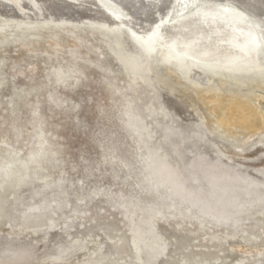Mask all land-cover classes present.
Returning a JSON list of instances; mask_svg holds the SVG:
<instances>
[{"label":"rangeland","instance_id":"rangeland-1","mask_svg":"<svg viewBox=\"0 0 264 264\" xmlns=\"http://www.w3.org/2000/svg\"><path fill=\"white\" fill-rule=\"evenodd\" d=\"M173 1L170 15L187 0ZM113 39L82 25L0 39V163L29 158L40 137L50 155L0 191V252H27L12 264H147V239L137 259L130 237L152 227L166 248L151 264H264V84L233 89L198 68L185 78L153 62L134 70ZM120 39L139 60L128 34ZM241 101L247 123L228 109ZM154 150L170 182L148 166ZM212 177L235 189L221 224L169 194L179 181L203 199Z\"/></svg>","mask_w":264,"mask_h":264},{"label":"bare ground","instance_id":"bare-ground-1","mask_svg":"<svg viewBox=\"0 0 264 264\" xmlns=\"http://www.w3.org/2000/svg\"><path fill=\"white\" fill-rule=\"evenodd\" d=\"M217 1L230 0H187L179 13L170 15L173 0H0V39L15 40L31 33L39 35L61 28L71 30L82 25L111 35L121 63L134 70L146 62L145 69L153 71V63H161L173 65L185 78L192 68H198L208 78L217 77L233 89L254 83L263 85L264 0H234L240 7L232 3L229 8L215 4ZM124 33L138 47L141 62L123 51L120 38ZM56 45L54 41L53 46ZM62 72L57 70L60 79ZM212 101L221 107L217 98ZM228 109L241 113L246 123L249 121L250 109L246 102H231ZM46 140L40 137V146L31 151L29 158L16 162L11 157L0 163V191L16 188L28 177L29 168H41L43 162L49 161ZM147 156L148 166L159 182H170L172 169L165 159L159 157L156 150L148 152ZM167 171L170 172L166 174ZM174 182L169 194L187 202L188 210L195 208L194 201H198L206 211L214 214L217 224L228 220L227 210L237 201L234 188L224 187L212 177L208 179L210 190L200 199V192L187 193L183 182ZM249 191L246 188L243 193L249 194ZM211 203L215 208L210 209ZM145 239V262L151 264L155 254L164 252L166 244L158 243L152 227L147 233L134 227L130 242L137 259H141V242ZM17 250H2L0 264H12L26 257L23 248Z\"/></svg>","mask_w":264,"mask_h":264}]
</instances>
